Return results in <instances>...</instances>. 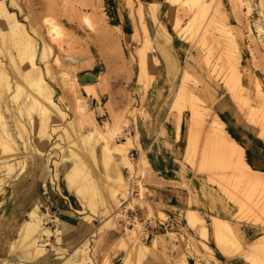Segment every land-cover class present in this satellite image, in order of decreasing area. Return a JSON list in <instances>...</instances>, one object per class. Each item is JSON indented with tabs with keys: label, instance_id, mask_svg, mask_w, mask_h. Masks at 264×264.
Masks as SVG:
<instances>
[{
	"label": "rangeland",
	"instance_id": "obj_1",
	"mask_svg": "<svg viewBox=\"0 0 264 264\" xmlns=\"http://www.w3.org/2000/svg\"><path fill=\"white\" fill-rule=\"evenodd\" d=\"M4 1L15 18L24 23L27 36L36 43L37 63L53 88L64 116L52 113L45 117L52 130L47 131L49 134L41 131V114L37 104L33 100L30 103L32 90L22 75L27 76V71L32 73L28 61H22L24 42L10 30L9 20L13 19L0 17V43L3 42L4 48L0 55V124L5 128L4 131L0 128L3 131L0 133L3 134L0 136V245L10 236L7 240L10 246L26 216L23 213L18 224L15 222L17 226H13L15 217L12 213L7 215L17 191L15 182L31 173L36 163L45 160L50 166L45 196L48 208L42 209L44 203L40 208L48 214L46 222L52 233L44 235L46 251L42 259L34 260L37 263L44 264L48 258L49 264H60L65 253H70L85 238L84 245L74 249L75 259L67 264H125L126 258L131 259V264H184V261L187 264H253L240 251L252 252L257 242L261 243L257 253L264 260V184L248 185L244 176L235 173L238 160L259 171L251 162L247 142L254 135L264 141V29L260 31L264 26V0H251V3L247 0ZM218 9L220 12L214 14ZM47 18H54L60 24L62 37L51 39L46 33ZM189 24L191 28L187 27ZM43 42L50 47L41 57ZM251 61L259 67L261 80L257 82V95L252 82L249 87L253 92L244 95L242 67ZM18 69L23 78L19 80L22 89L16 98L13 94ZM234 71L240 73L241 97L238 88L233 91L231 85L229 89L228 81ZM183 85L191 99L182 97L177 101L175 97L180 87L184 89ZM224 94L233 103L219 98ZM78 102L86 106L83 117L75 110ZM251 106L257 109L255 117L249 114ZM235 107L260 124L262 131H257L254 122L239 116ZM217 117L223 122L227 138L237 145L228 157L207 153L212 152L209 127L214 124L213 118L219 120ZM77 128L95 132L91 139L84 141L77 139ZM6 135L14 143V150L12 143H7ZM160 136L173 147L180 146L186 160L174 152L158 151ZM128 139L131 143L127 155L133 162L132 168L119 155L106 168L101 160L103 144L108 140V145L114 148L116 142ZM92 145L96 146L94 155L99 162L95 173ZM142 151L147 163L141 160ZM74 159L83 162L84 172L76 180L87 189L86 200H81L66 177ZM116 167L126 182L129 176L136 179L139 195L123 216L111 219L110 213L118 205L111 204L109 188L100 185L104 184L107 174L117 175ZM198 171L200 178L194 174ZM259 175L264 177V172L259 171ZM91 177L99 179V186ZM37 189L42 192L40 187ZM101 190H105L104 194ZM146 195L150 206L143 201ZM118 197L122 199V193ZM188 207L196 209L190 211L205 220L209 235L205 242L216 258L209 256V248L195 243L203 235L198 225L187 223ZM214 213L229 216L228 222L234 229L235 243L218 244L223 250L232 251L228 254L217 247L212 237L210 222ZM138 218L144 223L141 237L155 233L153 245L142 255L135 254L131 244L115 234L103 238L108 227H133L134 221L141 222ZM169 220L183 234L177 228L166 226ZM198 221L196 217L195 224ZM97 226L100 233L93 236L91 230ZM250 227L256 231L244 234ZM57 246L63 247L65 253L58 255ZM191 252H196L194 257L188 256ZM0 256L18 259H0V264L20 263L17 252L2 250L1 246Z\"/></svg>",
	"mask_w": 264,
	"mask_h": 264
},
{
	"label": "bare ground",
	"instance_id": "obj_2",
	"mask_svg": "<svg viewBox=\"0 0 264 264\" xmlns=\"http://www.w3.org/2000/svg\"><path fill=\"white\" fill-rule=\"evenodd\" d=\"M12 1H13V3L16 2V0H12ZM191 1H196L197 2L199 0H189L190 3H191ZM209 1L210 0H208L207 2H209ZM247 1H249L251 3V0H247ZM192 4L194 6V3H192ZM217 12H220V9L216 10L214 12V14H216ZM196 16H198V14ZM0 17L1 18L5 17L7 20H8V17L9 18L11 17V19H13V21L12 20H9L12 23V24H10V30L12 31V33L14 31L15 34L17 35V38H20V40L24 42V48L21 50V52L24 53V57L25 58H23L22 61H25V59L28 61L29 68L31 69L32 73L27 71L26 72L27 73V76L24 75V74H22V75L25 76L26 80H28L29 87H31V90H32V93L30 95L32 97V99L29 98L31 100L30 103L33 100V103H36L37 104L39 114H41V117H42V125H40L41 126V131H43V132L46 131L47 132L48 130H52L51 126L48 125L47 120H46L45 117L49 116L52 113H56V115L58 114L59 117H63L64 116V111L60 107V105L57 103V101L55 100L54 94H53V88L48 84L47 80L45 79V77H44V75H43V73H42V71L40 69L39 64L37 63V61H38L37 60V57L39 56L37 45L34 42V40H32V38H30V36H27L28 35V32L25 30V28L23 26L24 23L21 22L20 20H18L17 18H15V13L14 12H11L8 9V7H7V5H6V3H5L4 0H0ZM46 25H47V30H48L46 33L49 34V36H50L51 39H58L61 36L63 30H62L60 24L54 18H51V19L50 18L49 19L47 18ZM187 27L188 28H191L192 25L189 24ZM263 29H264V26H261L260 27V31H262ZM43 43H45V44H44V47H43V51H42L41 57L44 56V53H46V51L49 50V47H50V46L47 45L46 42H43ZM20 48H21V46H20ZM3 49H4L3 48V42H1L0 43V55L3 53ZM22 57H23V55H22ZM0 63L2 64V62H0ZM9 63H11V62H9ZM14 64H15V62H14ZM10 66H11V64H10ZM12 66H14V65H12ZM3 70H4V72L6 71L5 68L2 69V71ZM49 70H50L49 69V66L47 65V72ZM16 71L18 73V74L16 73V78H17L18 82H17L16 90H15V93L13 94V96H16V98H17L18 94L20 93V91L22 89L21 88L22 86H21V83L19 82V80L21 78H23V77L21 75H19V69L16 70ZM33 73L34 74L36 73L35 76H32ZM233 73L234 74L231 75L230 81H228L229 89H231V87H230L231 85L234 88L233 91H235V89L238 88L239 89L238 92H239V95H240V93H241L240 92V90H241L240 73L239 72H236V71H234ZM7 76L9 77L8 74L6 75V77ZM6 79H8V78H6ZM22 82H24V80ZM7 85H9L8 87H9V89H11L12 86L10 84V81H9V83H7ZM184 90H185V86H184V89H183V87H180L179 88V90H178L179 93L177 92V95L175 97V100H177V101L179 100L180 101V99L182 97H184L186 99H189V100L191 99L189 97L190 94L187 95L186 94V91H184ZM11 91H14V89L11 90ZM240 97H241V95H240ZM180 105H181V103H180ZM32 106H34V105H32ZM173 106H174V104H173ZM75 110H77L78 113H80L81 116H82V114H84V112H87L86 106L83 103H81V102H78L77 103V109H75ZM256 111H257L256 107H254V106L252 107L251 106L249 114L252 117H255L256 116L255 115ZM251 116H249V117H251ZM255 119H258V118H255ZM68 121L71 122V119H69ZM213 122H214V124H211L210 127H209L210 128V132L212 131V134H209V136L211 135V142H210V145L209 146L212 149V152H207V153H210V154H212V153L218 154V155H216L217 157L220 156L219 154L226 155V157H228L227 155H233V153L235 152V148H236L237 145L235 144V142H233L231 139L227 138V136L225 135V132L226 131L224 132V130L222 128V124H223L222 121H219V120L213 118ZM84 123H85V121H84ZM75 124L73 123V125H75ZM1 125L2 124H0V126ZM48 127H50V128H48ZM75 127H77V126H75ZM0 128H2V130L3 129L5 130V128H3V125ZM95 130H96V132H99V128L98 127H96ZM3 131H1L0 133H2ZM94 132L93 131L83 132V131L80 130V128H77L76 129V133H77V136L76 137H77V139H81V140H84V141L85 140H89L94 135ZM210 132L208 130V133H210ZM72 133L74 134V132H72ZM1 135H3V134H1ZM7 137L8 136L6 135V141H7V143L9 144L11 142L12 143L11 147H13V150H14L15 149L14 143L9 139V137L8 138ZM2 138L5 139V136L2 137ZM93 139H94V137H93ZM107 141L105 142V144H103V147L101 149V160H102V164L105 165V167L109 169L110 166H111V162L113 161L115 155H119L121 157V159L123 160V162L125 163V165L128 166V167H130V168H132L133 162L131 161L130 157L127 155V147L131 143L130 139H128L127 141L116 142L114 144L115 145L114 148H111L110 145H108V142ZM0 144H1V142H0ZM44 144H46V142H44ZM92 147H93V149H92V151H93V159H94V163L96 164L93 167V172L95 173V171H96L95 166H97L99 162H98V159L94 155V154H96V150H97L96 149V146L95 145H92ZM143 155H144V152L142 151L141 160L143 162L145 161L147 163V160L144 158ZM205 156H204V158H205ZM213 158L211 159V161L213 160ZM77 159H74L73 164L71 165L70 170H68V172L66 174V177L69 179V182H70L71 187L75 190V192L81 198V200H86L85 199V195H87V196L89 195L88 192H87V189L85 188V186L79 185L78 182H77V180H76V177L79 178V176H80L78 174L84 172L83 171V167H82L83 166V164H82L83 162L81 160H77ZM209 161H210V159H209ZM238 161H239L238 162L239 163L238 164L239 165L238 166L239 168H238V171L235 172V173L236 174L238 173V176L239 177L240 176H244L246 178V182H247L248 185L251 184V185L257 186L260 183L264 184V179H263L264 177L263 176L260 177L261 174L259 175V173L253 171V169L251 167H249V165L247 163H245L243 160L242 161L238 160ZM203 164H204V162H203ZM98 167H99V165H98ZM233 171H235V169ZM116 172H117V175L115 177H111L112 175H108V174L106 175L105 174L106 177H107V179H105V181H102V182H104L103 185H100L102 187L105 185V186H107L109 188L110 191H108V194H109V192H111V196L110 195H108V196H110L109 198H111L110 199L111 200V204L113 202H116V204L118 205L117 208L114 207V208H116L114 211H112V209L110 210V212L112 211L110 213L111 219L112 218H118L119 216H123L124 215V212L128 209V207L133 206L132 204L135 202L134 197L133 196H130L128 194V191L126 190L127 182H126L125 177L123 176L121 170L119 169V167L116 169ZM95 175L96 174H94V176ZM89 177H90V175H89ZM96 178L95 177H91L92 181L94 183L96 182L97 185L99 186L100 183L97 181L99 179H96ZM85 181H87V180H85ZM83 183H84V181H83ZM94 185L96 186V184H94ZM139 185H140V188L141 189H144L143 188V185L141 183H139ZM90 187H88V188H90ZM262 187H264V186L262 185ZM98 189L100 190V187H98ZM88 191H90V190H88ZM92 191H94V190H92ZM101 192L104 194L105 190H101ZM119 193H122V195H123V198L122 199L125 198V201H122V199H119V197H118V194ZM102 197H104V195ZM104 198H102V199H104ZM89 200H91V199H89ZM106 201H107V199H106ZM240 201H242V200H240ZM242 204H244V203H241L240 205H242ZM252 206L254 207V209L257 208L256 205H252ZM250 207H251V205H250ZM108 208H109V206H108ZM47 215L48 214L46 212L41 211V208L39 207V205L38 206L35 205L30 211L27 212L25 218L21 221V223L19 225V228H18L19 235L12 242H10V246H9L10 251L17 252V254L19 256V261H20V263L18 262V264H40V263H37L34 260L43 257V255L45 254V251H46V246L45 245L47 244V242H46L47 241L46 240L47 238H45L44 235H46V234L47 235H50V232H51V230H50V228H49V226L47 225V222H46L47 221ZM196 217H197V220H199L203 224V221L204 220H202V218L199 217L196 214V212H192V211L189 212V220L191 222H193L192 224H195L196 223L195 222ZM109 220H110V218L106 222H108ZM112 225H113V223H112ZM205 229H206V227L203 226V230H205ZM141 232H142V223L139 222L138 220H136V221H134L133 227H129L128 225L125 226V228H124V230H123V232L121 234V240L126 241V242H129L130 244L133 243V245H132L133 251H134L135 254H138V255H142L147 250L146 244L144 242L146 240L143 241L141 239L142 238L141 237ZM205 233H207V232H205ZM214 235H215V240L217 241V243L218 244H221V245H226L228 243V241H234V240H236V238H235L236 235H235V232H234L233 227L229 224L228 221H226L224 219H221L219 217H214ZM234 243H235V241H234ZM257 243L258 244L254 245V248H253L254 250L252 252H251V250H249V251L248 250L247 251H242L243 249H241L240 247H238V248L241 249V251H240L241 253H243V252L246 253V255L248 256V260L250 259L253 264H264V260H262V258L259 257V255L257 253L259 247L261 246V243L260 242H257ZM19 248H21V249H19ZM262 250L264 252V249H262ZM56 251H57L56 253L58 255L62 254L63 252L65 253V250L62 247H60V246H57L56 247ZM71 259H73V255L71 254V252L70 253L69 252L68 253H65V255L63 256V259L60 261V264H67V263H69V261ZM133 259H135V258H133ZM44 262H45L44 264H47L48 258L44 259ZM124 262H125V264H131L132 261H131V259L126 258Z\"/></svg>",
	"mask_w": 264,
	"mask_h": 264
},
{
	"label": "crops",
	"instance_id": "obj_3",
	"mask_svg": "<svg viewBox=\"0 0 264 264\" xmlns=\"http://www.w3.org/2000/svg\"><path fill=\"white\" fill-rule=\"evenodd\" d=\"M113 11H115V10H113ZM115 15L117 17L116 11H115ZM242 70L245 73L244 77H243V80H242V86H244V88H245L244 95L245 94L248 95V94H251V92H253V90L249 87L251 82H252L253 85L256 86V89L254 91H255V93L257 95V82H258V80H261L260 77H259V67H257L254 64V61H251L250 63H248V64L246 63L245 65H243ZM219 98H221L222 100H225L226 102L233 103L232 98L229 97L226 94L222 95ZM235 110H236V112H237V114L239 116H242L243 118L246 117V119L250 120L248 118V116L246 115V113L242 112L241 110L240 111L237 110L236 107H235ZM251 122H254V121H251ZM254 123L257 124V126H258V130L257 131L261 132L262 128H261L260 124H258L256 122H254ZM163 126H164V129L166 130L165 123L163 124ZM174 129H175L176 134H177V129L175 127H174ZM159 140H161L160 144H158L157 147H156V149L158 151L160 149L162 152H168V151L169 152H174L178 156H180L181 158H184L182 160H186V157H185L186 154L183 153L184 150H182V148H180V146L176 145L175 147H173L172 144L168 143V141L166 140V138L164 136L163 137L160 136ZM248 140L249 141L247 143H249V145H250L249 146V151H251V153H252V155L250 156L251 162L253 163V166H257L259 171H263L264 172V147H263L264 146V141L259 140V138H257L255 135L251 136V138H249ZM185 151H186V147H185ZM118 158H120V156ZM188 162L190 164H193L190 161H188ZM35 165L36 166H34L33 169L29 168L30 170H32L31 173H29L26 176H22L17 182H15L17 184V191H16V195H15L14 199L12 201H10V203H9L10 204V206L8 208L9 209L8 210L9 213L7 214V215H9V214L12 213L11 215H13L15 217L13 226H17V225H15V222H16V224H18V220L22 219V218H20V216L23 215V213L27 214V211L29 209H31L32 207H34V205H37V206L39 205V207H41L40 204L44 203L42 205V209L44 210V208H48V205H47V203L45 201V196H46V193L48 192V181L50 179V177H49V168H50V166L48 165V161H45V160L42 161L40 164L36 163ZM121 166H123L122 163H121ZM184 166H186V165L184 164ZM120 168H122V167H120ZM253 171L259 173V171L255 170V169H253ZM194 174L196 175L197 178H200L202 176L201 173H199V171L198 172H194ZM158 176L160 178V175H158ZM38 187H40L42 189V192L38 191V189H37ZM143 201L145 202V204L150 206L148 204L149 200H148L147 195H146V197H144ZM190 210H196V209L190 208V207H188L186 209V213L185 214H186L187 223L192 225V226H194V227H196L198 225L199 230H200V232L203 235V238L202 239H198V241H195V243L196 244H200V245L202 244V245L206 246L207 248H209L210 251H211V252H209V254H210L209 256H213L214 258H216L214 256V254H213L214 252L211 249V247L205 242L206 238H209L208 231H207V224L205 223V220L203 221V224L201 222H198L197 224L193 225L190 222V220H189V212H190ZM138 212L140 213L141 210H138ZM214 217H219V218L224 219L226 221H228V220L230 221V218H229V216H223V215H219V214L214 213V214H212L211 222H210V228H211V231H212V237H213L217 247L221 251H223L224 253L228 254V253H230L232 251L223 250L218 245L217 241L215 240L214 224L212 222ZM139 220L142 222V232H143V224L144 223H143L142 219H139ZM169 225L171 227H173V228H177V230H179L183 234V232L180 230V228L178 229V227H176L174 222L171 223V220H169V222L166 223V226H169ZM125 226L126 225H122V226L120 225V227H122V228H120V227L118 228V227H115V226L110 227V228L108 227L104 231L103 238H106L107 236H109L108 234H112V235L115 234L117 238H120ZM203 226L206 227L205 230H203ZM235 230H237V229H235ZM244 231H245L244 234H247L248 232H255L256 229L254 227H250L249 229L246 228ZM97 232L100 233V226H97V227H95L94 229L91 230V234L93 236ZM205 232H207V233H205ZM154 236H155V233L152 234L150 237L148 236V237H142L141 238L143 241L146 240V241H144L145 244H146V247H148V246L151 247L153 245V242L155 241V239H154L155 237ZM8 238H10V236L6 237V239L4 240V244L3 245H0L2 250L3 249H9V247L7 245ZM86 240H87V238L82 240L80 243L74 245V248H71L73 250L70 251V252H73L74 249L78 248L81 245L83 246ZM88 241L90 242V239H88ZM149 241H150V243H148ZM132 245H133V243L131 244V246ZM89 246H90V244H89ZM90 248H91V246H90ZM74 252L75 253L73 254V258L75 259V257L77 256L76 255V250ZM195 253L196 252H191V253L188 254V256L194 257ZM0 258L1 259L8 258V260H14V259L17 260L14 257L10 258V257H1L0 256ZM48 262H49V260H48ZM48 262H47V264H49ZM184 264H187V263L184 261ZM242 264H244V262H242Z\"/></svg>",
	"mask_w": 264,
	"mask_h": 264
},
{
	"label": "built area",
	"instance_id": "obj_4",
	"mask_svg": "<svg viewBox=\"0 0 264 264\" xmlns=\"http://www.w3.org/2000/svg\"><path fill=\"white\" fill-rule=\"evenodd\" d=\"M127 182H128V188H127V191H128V194L130 196H138L139 195V190H138V186H137V183H135V180L136 179H133L132 176H129V178H127ZM148 222H150V220H148Z\"/></svg>",
	"mask_w": 264,
	"mask_h": 264
}]
</instances>
